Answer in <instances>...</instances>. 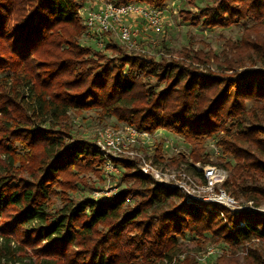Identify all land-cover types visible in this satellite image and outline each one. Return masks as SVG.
Segmentation results:
<instances>
[{
	"label": "trees",
	"instance_id": "obj_1",
	"mask_svg": "<svg viewBox=\"0 0 264 264\" xmlns=\"http://www.w3.org/2000/svg\"><path fill=\"white\" fill-rule=\"evenodd\" d=\"M112 1L161 8L168 0ZM81 3L0 0V264H200L181 242L187 235L198 249L228 245L215 264H264L261 248L248 247L264 241V213L233 218L216 204L181 202L133 161L117 160L126 170L125 190L73 203L70 194L81 186L93 189L90 174L102 179L104 157L96 144L69 141L68 124L73 110L96 108L100 119L116 118L142 132L163 128L190 143L189 158L202 165L212 163L206 143L216 137L219 165L230 174L223 185L236 199L261 206L264 0H217L189 17L182 13L209 29L251 21L239 40L226 43L223 59L200 51L186 54L192 63L184 65L130 54L111 40L105 50L116 57L82 46ZM161 149L156 146L157 162L164 159ZM189 170L200 175L192 164ZM59 198L62 207L52 212ZM42 243L38 257L26 262L25 248ZM239 249L245 263L236 258Z\"/></svg>",
	"mask_w": 264,
	"mask_h": 264
},
{
	"label": "rangeland",
	"instance_id": "obj_2",
	"mask_svg": "<svg viewBox=\"0 0 264 264\" xmlns=\"http://www.w3.org/2000/svg\"><path fill=\"white\" fill-rule=\"evenodd\" d=\"M98 1L99 0H82V3L80 4V7L78 9V16L82 24V31H81L82 35L79 43L82 46L89 45L92 47H96L95 46L96 44L90 41L88 37L89 35H87L86 32L84 19L82 15H80L79 10L80 8L89 7L90 5ZM216 2L217 0H194V4H191L190 0H168L165 3V5L161 7L162 15H163V28L159 32H155L153 30L147 29L145 25L141 24L140 19H138L135 22L137 28L134 29L138 32V37L136 39L137 47H138L137 50L133 49L130 51L129 49H127L122 43L119 42L117 36H110V38L112 37L110 40L111 42H117L121 44V46H124L128 50V53L130 54L146 53L149 56L155 57L156 60H165V61H174V62L176 61L182 65H184L185 63L186 64L192 63V60L187 59L185 57L186 54H190L191 56H194L195 54L201 53L200 51H203V53L209 52L211 54H216L218 58L223 59L224 53L229 52L225 47L226 43L229 40L231 41L239 40L243 34L244 28L246 26H249L251 24V21L241 22L239 24L232 25L228 28L209 29V28H204L202 26L194 25L190 21L185 20L183 16L185 14L187 17H189L190 13H196L200 8H203L205 6L215 5ZM108 42L109 41H106L103 47L97 46V48L105 51V54H107V56L109 57H116L118 54H114L113 52L105 50V47L108 44ZM193 66L200 67L198 64H194V63ZM200 68L202 69V67ZM213 70H215L214 67ZM251 104L252 102L250 101L248 103V108L251 106ZM68 124L70 125V128L72 130L71 131L72 139L69 141L84 140L93 144L96 143V138L99 130L109 127L121 128L125 125H128L126 123L119 122L116 118L100 119L98 117V110L96 108L88 109V110H73L72 112L69 113ZM216 141L217 138L213 137L212 139L208 140L206 143V151L209 153L210 160L212 161V163H208L205 165H202L200 163H195L193 162V160L189 158L192 147L190 143L185 141L181 136H178L177 134L163 128L158 129L154 134H150L149 137H147L146 139L147 144L144 151L146 153H150V155L152 154L153 159H155L156 161L157 160L155 158L156 146L158 145V147H161L162 148L161 153L164 159L163 161H159L158 163L160 164V166H162L163 168L169 171H175V170L180 171L181 169L189 170V166L191 164L196 166L197 168H199L200 166L211 165L220 172L223 171L225 174L224 181L219 183L218 185H215V187L217 186V188L220 189L222 188L225 181L229 178L230 174L228 170L224 169L219 165V163H221L220 157L222 154H221V150L216 144ZM182 157L183 158L185 157L184 163L182 162L176 164L175 163L176 161L174 160L181 161L180 158ZM1 160H4L3 156H1ZM123 160L124 158L121 159V161ZM225 160L232 162V159L229 157H226ZM116 163L120 165V170H121L117 176H111L105 171L104 168L105 161H104V163L100 167V169L102 170V179L99 180L98 178H96V176L90 174L89 177L91 178V183H93L94 186L93 189L81 186L76 193L70 194V198L72 199L73 203L76 204L86 199L99 200L102 198H108L114 196L115 194L121 192L122 190H125L128 183L124 181L123 173L126 170L124 168V165L120 161H116ZM190 173L194 175L192 172ZM259 178H261L259 182L264 186V175H260ZM199 184L201 185V183ZM224 188L227 190L226 187ZM165 190L167 189L165 188ZM228 193L232 195L230 191H228ZM180 200L181 202L186 203L185 199H183L182 197ZM236 200H238L242 205L247 203V201L243 197H240L239 199ZM62 203L63 201L61 200V198L57 199L51 211L53 212L55 209L61 208ZM202 206L205 205L203 204ZM220 207L222 208V206ZM251 210L252 212L257 211L264 213V199L261 202V206L257 208L254 206V208H252ZM244 211H249V210H244ZM241 212H243V209H241L240 212L230 211V214L233 218H236ZM225 217L226 220L223 217H221L223 223H227L229 221L228 220L229 217H227L226 215ZM6 220L9 219L6 218ZM1 221H3V219H0V222ZM18 241L19 239L16 238L14 242H16V245L20 246ZM0 242H2V238H0ZM181 242H183L186 249L191 251V254L196 255V258L200 264H215L216 259L220 255H222V250L229 253V247L224 242H220L219 244H213L208 246L207 244L210 243H207L201 249H198V244L194 236L187 235L186 238L181 240ZM42 245H45V243H42L40 247H36L35 249L25 248L26 253H24L23 256H26V262H29L30 258L36 259L38 257L35 252L36 250L41 248ZM206 247L207 248L213 247L216 250L215 254L209 256L206 255L207 253ZM248 247H253V248L259 247L261 248V251L263 252L264 255V241L251 242ZM243 251L244 249H239L236 254V258L240 260V263L241 262L245 263L244 256L246 254V251L245 253Z\"/></svg>",
	"mask_w": 264,
	"mask_h": 264
},
{
	"label": "built area",
	"instance_id": "obj_3",
	"mask_svg": "<svg viewBox=\"0 0 264 264\" xmlns=\"http://www.w3.org/2000/svg\"><path fill=\"white\" fill-rule=\"evenodd\" d=\"M79 12L84 19L90 41L98 47H103L106 41H110L112 38L110 36H117L119 42L127 49L137 50L138 32L134 28H137L135 22L138 19L147 29L155 32L163 28L162 9L142 2L119 5L111 0H99L89 7L80 8ZM149 135L131 125L99 130L95 144L104 157L105 171L111 176H117L121 170L116 161L124 158V160L133 161L136 168L143 175L150 177L157 185L176 191L186 203L217 204L232 212L254 208L252 201L240 204L234 196L228 193L224 185L220 189L215 187L224 181L225 174L211 165L199 168L194 166L200 173V175H195L192 172L195 176L190 173V170L169 171L160 166L153 159L152 154L144 151ZM222 217L226 220L224 212H222ZM245 225L246 222H240L241 227ZM215 252L216 250L211 247L207 249L206 255H213Z\"/></svg>",
	"mask_w": 264,
	"mask_h": 264
}]
</instances>
